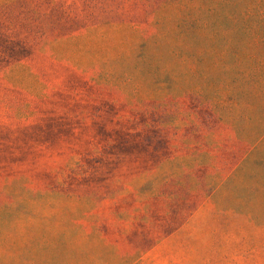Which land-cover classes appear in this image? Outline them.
I'll list each match as a JSON object with an SVG mask.
<instances>
[{
  "label": "rangeland",
  "instance_id": "1",
  "mask_svg": "<svg viewBox=\"0 0 264 264\" xmlns=\"http://www.w3.org/2000/svg\"><path fill=\"white\" fill-rule=\"evenodd\" d=\"M0 264H264V0H0Z\"/></svg>",
  "mask_w": 264,
  "mask_h": 264
}]
</instances>
